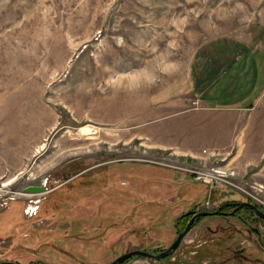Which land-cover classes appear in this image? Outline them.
I'll return each instance as SVG.
<instances>
[{
  "label": "rangeland",
  "instance_id": "1",
  "mask_svg": "<svg viewBox=\"0 0 264 264\" xmlns=\"http://www.w3.org/2000/svg\"><path fill=\"white\" fill-rule=\"evenodd\" d=\"M219 37L248 42L257 49V58H264V0H0V212L19 200L35 209L29 214L25 208L32 215L40 202L57 204L55 195L60 190L107 186L108 171L122 163V172L115 177L118 184L121 178L134 185L146 178L159 180L165 173L161 168L176 170L182 176L180 193L184 192L188 207V190L202 184L170 165L213 160L203 154L205 149L206 159L155 149L141 134L148 130L157 105L172 101L173 107L182 106L193 54L204 42ZM259 69L264 74V60ZM133 76L138 77V86L130 88ZM146 76H154V82ZM217 159L225 157L220 153ZM133 164L155 167L140 170ZM229 167L257 200L220 186L216 201L196 200L187 213L216 210L222 206V194L236 203L249 199L264 212L260 168L240 172ZM41 185L46 186L42 193L25 190ZM155 186L151 183L149 189ZM40 218L31 219L25 236L51 234L60 225ZM223 218H205L192 227L166 259L134 256L122 264H229L225 260L239 245L247 253L256 238L248 228L233 235L208 230V221ZM163 225L168 234L153 238L140 227L123 235L112 250L106 243L93 247L91 241L68 240L56 246L61 252L67 249L62 253L70 256L68 262L60 250L38 253L30 242H24L30 251L13 249L8 256L23 263L42 259L53 264H104L106 259L105 264H110L131 250L168 249L178 236L172 223ZM98 227L91 239L103 229ZM258 227L263 228L261 223ZM81 230L75 227L67 235L88 237L87 233L82 237ZM12 245V237L0 238L2 251ZM250 253V258H260L264 264L257 246Z\"/></svg>",
  "mask_w": 264,
  "mask_h": 264
},
{
  "label": "trees",
  "instance_id": "2",
  "mask_svg": "<svg viewBox=\"0 0 264 264\" xmlns=\"http://www.w3.org/2000/svg\"><path fill=\"white\" fill-rule=\"evenodd\" d=\"M122 165H124V163H122ZM122 165L116 167L112 171H108L107 174L109 181L107 186L101 185L100 187H96L92 185H78L69 190H60L55 195V198H57V204L56 202H40V204H38L37 211L32 215H27L25 213V208L27 207L26 202L23 203V201L12 200L8 208L0 212V238L3 239L12 237L13 242L12 247H8V249H4L3 251L0 249V264L54 263L52 261H44L42 259H35L30 262L23 263L15 259L13 260L12 257L8 256L10 251L13 249H20L23 252L30 251L31 248L28 244L26 246V243L24 242H30V244L33 243L36 246L38 253L39 251L47 248L58 251L60 250L57 249L58 246H63V244L66 245L68 243L67 241L71 239L75 241L79 240L84 244L85 242L91 241V245L93 247H99L98 242H101L102 244L106 243V245L110 246L111 249L113 246L120 245L123 235H127L130 231L140 227H145L146 231L144 232H147L146 234L150 233L153 238L158 237L159 235H164V233L168 234L165 225H163L165 222L172 223V227L174 228L175 235L177 237L185 228L184 225L186 226L192 217V214L187 213V211L194 201L197 200V202H201L202 199H207V197H211V200L213 199V201H216V195L217 197H220L218 194H221V190L218 189L219 187L210 188L208 184L205 183H201L202 187L191 186L188 190L189 193H191L189 204L187 205L188 207L185 208V195H183L184 192L180 193V181H182V176H179V174L175 172L176 170L164 169L156 166L157 168L165 170V173L162 174L159 180H150L146 178L143 179L141 183L134 185V183L128 178H121L120 184H118L117 181H115V177L119 176L122 172V170H120ZM132 166L140 167V170L153 169L155 167L148 164L147 166H141L139 164H133ZM129 170H132V167H130ZM110 173L112 175H110ZM151 183L158 184V186H155L157 188L149 189V185ZM169 195L170 197L173 196L174 199H168L167 196ZM156 197H158V200L154 202L155 200L153 199ZM221 198H223L220 202V205H222L223 208L222 211L227 212V214L200 217L194 222L192 227L199 225L205 218L213 216L226 217L223 219H213L212 221H208L209 223H206L207 225H204L207 226L210 232L214 231L219 234L227 233V235L238 234V232L240 233L248 228V232L250 231L256 238L255 243L252 244V250H254L257 246L260 255H263L264 220L258 217L256 212L249 207H244V209L240 208L239 210H236L235 213H231L234 206L228 203H235L238 201L225 200L223 194L221 195ZM247 201L250 202L251 200L247 199ZM16 206H18V208ZM16 208L17 210L15 211ZM177 209L182 210L180 214H175ZM192 211L195 212L194 210ZM38 217H41L40 219L50 220L51 223L56 222L60 225L54 229L51 234H41L42 232H37L34 236H29L31 238L25 236L31 219H36ZM231 217L235 218V220L231 219ZM175 218L176 223L174 221ZM96 219H99L100 221L97 222ZM165 219L169 220L165 221ZM236 221L241 223L238 224L239 228L235 225ZM253 222L254 225L256 224L255 227H253ZM260 223L263 225L262 229L258 227V224ZM100 225L103 229L101 231H96L98 236H96L95 239H91L93 232H95V229H98V226ZM229 225H231L232 228ZM75 227L77 230L80 228L82 229V237L86 235L85 233H87L86 236L88 237L78 238L77 236H74L70 238L67 233L72 231ZM92 241H96L97 246L92 243ZM259 245L262 248H260ZM244 248L245 247L239 245V247L235 249L234 253L228 256L225 261L229 264L261 263L260 258H250L252 255L250 251L252 250L247 251V253H243L245 250ZM166 249L167 248L162 249L157 247L144 250L153 254H159ZM64 251L66 252L67 249L63 248L62 252ZM62 252L61 254L63 255ZM169 256L171 255H168L163 259H166ZM63 257L66 262L70 261V256L63 255ZM106 261L107 260L105 259L103 263L105 264ZM60 263L66 264L64 262Z\"/></svg>",
  "mask_w": 264,
  "mask_h": 264
},
{
  "label": "crops",
  "instance_id": "3",
  "mask_svg": "<svg viewBox=\"0 0 264 264\" xmlns=\"http://www.w3.org/2000/svg\"><path fill=\"white\" fill-rule=\"evenodd\" d=\"M262 60L248 42L229 37L204 42L189 66L185 102L178 109L172 101L153 108L142 137L150 147L178 155L206 159L203 149L218 151L240 172L259 167L264 174Z\"/></svg>",
  "mask_w": 264,
  "mask_h": 264
},
{
  "label": "built area",
  "instance_id": "4",
  "mask_svg": "<svg viewBox=\"0 0 264 264\" xmlns=\"http://www.w3.org/2000/svg\"><path fill=\"white\" fill-rule=\"evenodd\" d=\"M195 106H198L196 101L193 102ZM203 154L211 158L210 164L204 162H191L185 160V165H170L172 168L179 170H184L186 173H189L192 176V179L199 183L208 184L210 188L225 186L235 190L240 191L246 197H251L257 200V195L251 191L249 188L242 185V183L236 181L238 178V173L230 168L227 164L226 158L217 159L219 157V152L209 151L207 149L203 150ZM169 166V167H170ZM35 209H31L30 206L27 207L26 212L32 213Z\"/></svg>",
  "mask_w": 264,
  "mask_h": 264
},
{
  "label": "water",
  "instance_id": "5",
  "mask_svg": "<svg viewBox=\"0 0 264 264\" xmlns=\"http://www.w3.org/2000/svg\"><path fill=\"white\" fill-rule=\"evenodd\" d=\"M25 190L27 192H31L32 194L42 193L46 190V186L45 185L29 186ZM233 205H235L236 208L231 213H235V211L237 209L249 207V208H252L256 212V215L258 217H260L264 220V212L256 204H254L252 202L244 201V202H239V203H233ZM188 213L189 214L193 213V211H189ZM218 214H227V213L222 211V206L218 207L214 211H200V212L193 213V216H192L191 220L188 222L186 228L178 235V237L176 238L174 243L168 249L164 250L163 252H161L159 254H153V253L145 251V250L135 249V250H131V251H128V252L122 254L121 256L116 258L110 264H122L124 261H126L129 258L134 257V256L151 258V259H155V260L163 259L166 256L171 255L173 252H175V250L181 244L183 238L190 232V230H191L196 219H198L200 217H206V216L218 215Z\"/></svg>",
  "mask_w": 264,
  "mask_h": 264
},
{
  "label": "clouds",
  "instance_id": "6",
  "mask_svg": "<svg viewBox=\"0 0 264 264\" xmlns=\"http://www.w3.org/2000/svg\"><path fill=\"white\" fill-rule=\"evenodd\" d=\"M161 71H167V69L166 68H162ZM146 79L148 80L149 83H152V82H154L155 77L154 76H146ZM136 86H138V77L133 76L132 80H131V82L129 84V87L133 88V87H136Z\"/></svg>",
  "mask_w": 264,
  "mask_h": 264
},
{
  "label": "flooded vegetation",
  "instance_id": "7",
  "mask_svg": "<svg viewBox=\"0 0 264 264\" xmlns=\"http://www.w3.org/2000/svg\"><path fill=\"white\" fill-rule=\"evenodd\" d=\"M236 203V202H235ZM228 204H231L232 206H234L233 207V210L236 208V206L235 205H233V203L231 202V203H228ZM224 205V204H223ZM223 209V208H222ZM242 209V208H241ZM237 210H239V209H237ZM193 213H195V212H193ZM193 213H191L192 214V216H193ZM225 213H227V212H225ZM192 218V217H191ZM197 220V219H196ZM195 220V221H196ZM250 222V221H249ZM250 224H251V222H250ZM248 226V225H247ZM263 226V225H262Z\"/></svg>",
  "mask_w": 264,
  "mask_h": 264
}]
</instances>
